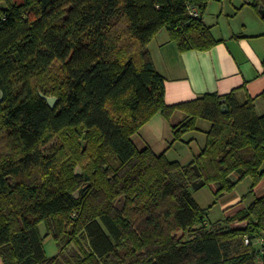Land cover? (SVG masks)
I'll return each mask as SVG.
<instances>
[{"label":"trees","instance_id":"16d2710c","mask_svg":"<svg viewBox=\"0 0 264 264\" xmlns=\"http://www.w3.org/2000/svg\"><path fill=\"white\" fill-rule=\"evenodd\" d=\"M207 1L0 0V264H264V243L252 244L263 239L264 195L206 223L190 194L200 180L215 199L262 180L264 90L244 103L231 92L166 105L148 50L161 29L180 52L218 43L202 20ZM177 110L186 116L170 124L172 142L209 122L185 165L131 139ZM54 138L65 154L42 151Z\"/></svg>","mask_w":264,"mask_h":264},{"label":"crops","instance_id":"0c3cea01","mask_svg":"<svg viewBox=\"0 0 264 264\" xmlns=\"http://www.w3.org/2000/svg\"><path fill=\"white\" fill-rule=\"evenodd\" d=\"M244 3L251 4L250 1ZM245 7L251 11L249 6ZM219 14L222 17H218L214 23L207 22L206 18L204 21L202 17L205 25L210 28L213 38L218 41L208 50L180 52L175 43L169 39L165 29H161L149 42L148 50L154 68L164 80V102L166 105L189 102L204 94L215 93L225 96L231 92L234 93L239 103H244L248 97L257 98L256 96L264 90V68L262 66L264 23L247 17L243 21L237 22V19L232 20L235 12L224 11L222 7L219 9ZM255 106L256 109L262 106L260 99H256ZM176 118H181L182 121L185 115L181 111H175L171 122H168L169 126L171 123H175L174 119ZM207 128L198 127V130L184 134L179 142L192 141L195 139L192 134L197 131L205 136L204 131ZM170 132L172 133L171 128ZM143 136L150 140L146 133ZM131 139L138 148L149 146L152 149L153 143L145 144L137 133ZM201 148L197 151L198 153ZM165 149L164 147L160 151ZM153 151L155 152V150ZM230 177L232 180H236L238 175L233 173ZM213 189L215 192V185H213ZM251 191L252 194H244L241 198L237 194L224 197L225 203L228 202L227 204L232 206L240 204L243 199L250 197V200L244 205H236L228 211L227 216H232L246 208L254 197L264 195V177ZM235 201L237 202L234 203Z\"/></svg>","mask_w":264,"mask_h":264},{"label":"rangeland","instance_id":"374dc122","mask_svg":"<svg viewBox=\"0 0 264 264\" xmlns=\"http://www.w3.org/2000/svg\"><path fill=\"white\" fill-rule=\"evenodd\" d=\"M245 1L252 2L253 0H208L203 10V16H202L203 20L205 21L206 18L207 22L214 23L218 17H222V15L219 14V9L220 7H222L224 11L229 10L230 12H235V15L233 16L232 20L237 19L236 20L237 22H241L243 21V19L247 17L256 21L260 20L264 23L263 19L257 13V10H255L251 6V4L244 3ZM245 6H249L251 8L250 9L251 11H248V9H246ZM221 22H223V20H221ZM262 112H264L263 104L260 108L257 109L258 114H261ZM183 114L185 115V113ZM180 121L181 118L174 119L175 123H179ZM196 124L197 127L209 126V122L203 119H197ZM144 133L148 135L150 140H148L146 136H143ZM137 134L141 136L145 144L149 145V143H153L151 147L153 150H155V153L157 154L164 153V156L168 161L178 162L180 165L187 164L194 155H197L198 153L197 151L204 145L203 142L205 141L204 134L201 133L200 131H197V132H193L192 134L193 137H195V139H193L188 143H183L179 141L172 142V133L170 132V126L166 121V119H164L159 112L152 115V117L138 130ZM164 147L166 148L165 150H162L164 152L160 151V149H163ZM197 147L200 148L198 149ZM42 151L46 152L45 154L48 153V155L49 154L57 155L59 153L62 155L65 154L63 149L60 147V141L56 138L52 139L45 146H43ZM79 171L80 168L76 167L75 172H79ZM250 184H251L250 178L245 177L235 185L234 189L231 192L224 194L218 199H215L214 189L212 184H204L202 187L198 188L197 190L191 188L190 194L201 208L207 209V216H206L207 218L205 222L214 223L216 221H220L224 219L228 215L227 212L230 211L236 205H244L250 200V197H246L245 199L242 200V203L240 204L237 203L233 206L231 204H227L228 202L225 203L224 201V197H226L227 195L237 194L240 198L244 194L247 195L250 189ZM78 193L76 191V195H78ZM120 198L116 200L115 205L116 207L118 206L121 207L122 209L124 205V200L123 198L122 199ZM236 202L237 201H235L234 203ZM43 228H44L43 225H39V230H41L42 234L44 233ZM46 236L47 235L43 237V247L46 256L51 257L58 253V247L56 246L54 240L51 237H46ZM263 243H264L263 239L261 238H256L252 241V244L256 250H260L263 246Z\"/></svg>","mask_w":264,"mask_h":264},{"label":"water","instance_id":"95a60500","mask_svg":"<svg viewBox=\"0 0 264 264\" xmlns=\"http://www.w3.org/2000/svg\"><path fill=\"white\" fill-rule=\"evenodd\" d=\"M258 12H259V15L263 18L264 17V9L263 8H259L258 9ZM40 97L43 98L45 101H46V104L49 106V107H53L55 105V102H56V97H47V96H44L43 94H40ZM224 107V106H223ZM225 111V110H223ZM204 185V181L203 180H200L198 182H193L191 184V187L194 189V190H197L198 188L202 187ZM82 191V189L80 190ZM122 199V198H120ZM118 207V206H117ZM118 209H121V207H118ZM261 237L264 239V232H261L260 233Z\"/></svg>","mask_w":264,"mask_h":264},{"label":"built area","instance_id":"2783aa9c","mask_svg":"<svg viewBox=\"0 0 264 264\" xmlns=\"http://www.w3.org/2000/svg\"><path fill=\"white\" fill-rule=\"evenodd\" d=\"M190 14H191L192 16H197V15H198V12H197L196 9H191V10H190ZM245 243H246V244L248 243V239H247V238L245 239Z\"/></svg>","mask_w":264,"mask_h":264}]
</instances>
